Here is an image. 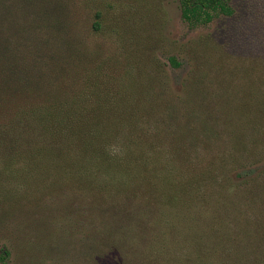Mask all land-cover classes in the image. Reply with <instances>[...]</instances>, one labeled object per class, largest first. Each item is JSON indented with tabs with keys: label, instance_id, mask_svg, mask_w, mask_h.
Instances as JSON below:
<instances>
[{
	"label": "rangeland",
	"instance_id": "obj_1",
	"mask_svg": "<svg viewBox=\"0 0 264 264\" xmlns=\"http://www.w3.org/2000/svg\"><path fill=\"white\" fill-rule=\"evenodd\" d=\"M232 4L6 1L0 264H264V0Z\"/></svg>",
	"mask_w": 264,
	"mask_h": 264
},
{
	"label": "trees",
	"instance_id": "obj_2",
	"mask_svg": "<svg viewBox=\"0 0 264 264\" xmlns=\"http://www.w3.org/2000/svg\"><path fill=\"white\" fill-rule=\"evenodd\" d=\"M6 1L7 0H0V13L2 8H6ZM180 6H181L183 19L193 27L206 25L211 23L216 18L222 16H231L235 13V8L233 7L232 0H180ZM100 16L101 14L98 12L97 17ZM96 27H99L98 22H96ZM3 49L4 47H2V43H0V60L1 58H3L2 57V53H4ZM170 60L173 64L180 65V63L177 62V59L175 57H171ZM1 72L2 69H0V102L1 101L7 102L8 106L10 105L18 106L22 102L27 101V99H29L30 96L28 95L27 92H25L26 90L23 91L24 86H22V84H18V82H15L12 76L8 75V73H5L6 70H4V73ZM76 102H78L77 99ZM43 105L44 104L39 105L37 108L42 107ZM8 108L9 110H11L10 112L13 111L12 110L13 108L10 107ZM47 109H48L47 105L41 109L42 113L45 116H48ZM58 110L60 111L62 118L63 113L61 109ZM51 115H53V113H51ZM45 116L42 115L41 117V119L44 121L47 120ZM80 116L82 117L83 113H81ZM42 133L46 136V127L44 125L42 126ZM42 145L43 144H40L39 147ZM103 146L104 149H106V146L104 144ZM246 146L248 147L249 144L247 143ZM93 156L98 157L97 154H94Z\"/></svg>",
	"mask_w": 264,
	"mask_h": 264
}]
</instances>
